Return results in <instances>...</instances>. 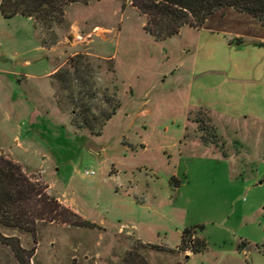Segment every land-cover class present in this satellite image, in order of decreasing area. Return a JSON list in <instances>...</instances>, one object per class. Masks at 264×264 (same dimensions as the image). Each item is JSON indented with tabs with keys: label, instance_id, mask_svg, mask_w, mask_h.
Listing matches in <instances>:
<instances>
[{
	"label": "rangeland",
	"instance_id": "374dc122",
	"mask_svg": "<svg viewBox=\"0 0 264 264\" xmlns=\"http://www.w3.org/2000/svg\"><path fill=\"white\" fill-rule=\"evenodd\" d=\"M145 23L129 0L72 3L44 46L0 12V154L88 222L0 223V264H20L18 245L30 264H264V27L231 7L163 41ZM79 56L121 101L99 135L55 75ZM192 226L195 256L175 247Z\"/></svg>",
	"mask_w": 264,
	"mask_h": 264
},
{
	"label": "trees",
	"instance_id": "16d2710c",
	"mask_svg": "<svg viewBox=\"0 0 264 264\" xmlns=\"http://www.w3.org/2000/svg\"><path fill=\"white\" fill-rule=\"evenodd\" d=\"M125 3L127 0H123ZM142 15L146 17L145 30L157 40L170 39L182 31L185 27L201 29L211 15L222 8L231 7L239 12L250 14L260 20L264 27V0H129ZM88 0H1L0 12L5 18L22 15L34 21V27L38 31L43 45L55 44L58 39L54 27L62 23L66 15V7L72 3ZM242 42V39H238ZM264 46V42L257 43ZM71 63L73 69L56 72L60 82L71 95L76 97L75 105L79 108L76 113L75 125L79 128L90 130L93 134L102 133L107 122L117 113L121 101L116 89L112 93L108 87L99 90L95 88V82L91 81L93 69L87 65V70H82L80 59ZM86 58V57H85ZM113 74L115 69L110 70ZM78 82L79 84H74ZM75 85V86H74ZM100 93L104 106L94 104V100ZM208 120L211 119L208 117ZM203 124V125H202ZM210 125V124H209ZM202 131L210 130L205 122L201 123ZM213 129V130H212ZM214 135V134H213ZM215 136V135H214ZM208 135L202 134L207 143ZM46 187L35 183L29 178L22 165L5 154H0V223L6 227L20 228L35 233L37 221L66 222L78 226L87 225L88 222L79 219L73 222L70 217H78L71 209L63 206L56 197L48 195ZM198 227H187L182 232V238L178 251L203 253L208 249V242L197 233ZM3 240L0 234V241ZM149 247H158L152 243ZM250 246L247 241H242L240 250ZM172 251V250H171ZM20 246H14V253L20 264H30L28 258L22 254ZM129 264H148L144 259H130Z\"/></svg>",
	"mask_w": 264,
	"mask_h": 264
},
{
	"label": "crops",
	"instance_id": "0c3cea01",
	"mask_svg": "<svg viewBox=\"0 0 264 264\" xmlns=\"http://www.w3.org/2000/svg\"><path fill=\"white\" fill-rule=\"evenodd\" d=\"M193 29H195V28H193ZM198 30H200V29H198ZM145 112V114H148V113H150V110H147V111H144ZM143 147H144V149L146 148V145L144 146L143 145ZM180 243H178L177 245H175V247L176 246H178ZM196 254H193V256H195Z\"/></svg>",
	"mask_w": 264,
	"mask_h": 264
},
{
	"label": "built area",
	"instance_id": "2783aa9c",
	"mask_svg": "<svg viewBox=\"0 0 264 264\" xmlns=\"http://www.w3.org/2000/svg\"><path fill=\"white\" fill-rule=\"evenodd\" d=\"M87 174L90 175V174H94V171H87Z\"/></svg>",
	"mask_w": 264,
	"mask_h": 264
},
{
	"label": "water",
	"instance_id": "95a60500",
	"mask_svg": "<svg viewBox=\"0 0 264 264\" xmlns=\"http://www.w3.org/2000/svg\"><path fill=\"white\" fill-rule=\"evenodd\" d=\"M187 257H189V255Z\"/></svg>",
	"mask_w": 264,
	"mask_h": 264
}]
</instances>
